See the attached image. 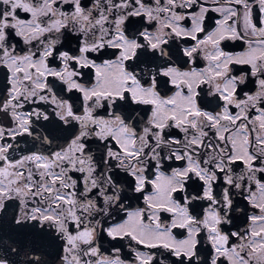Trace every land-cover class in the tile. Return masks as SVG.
<instances>
[{
  "label": "snow or ice",
  "instance_id": "1",
  "mask_svg": "<svg viewBox=\"0 0 264 264\" xmlns=\"http://www.w3.org/2000/svg\"><path fill=\"white\" fill-rule=\"evenodd\" d=\"M0 70V213L57 264H264V0H0ZM36 252L3 241L0 264Z\"/></svg>",
  "mask_w": 264,
  "mask_h": 264
},
{
  "label": "flooded vegetation",
  "instance_id": "2",
  "mask_svg": "<svg viewBox=\"0 0 264 264\" xmlns=\"http://www.w3.org/2000/svg\"><path fill=\"white\" fill-rule=\"evenodd\" d=\"M212 4V0H206V5L210 6ZM191 11H198L197 7H193V9H191ZM26 14H21L22 17H24ZM219 13H216L214 11H209V13L207 14V19L205 20V29L206 31H211L214 27H215V20L219 19ZM185 24H189L188 21H185ZM201 38L203 36V34H200ZM193 42L190 40H181L179 41L180 45L183 46H190ZM73 48L76 47V44L73 42V44L71 45ZM228 51H232V52H242L244 50H246V45L242 44V42H234L231 43L230 46L226 49ZM111 57H104V59H110ZM173 59L175 60L176 57H173ZM186 59V58H184ZM50 63H53L55 66H59V62L58 61H50ZM178 64H180L181 67H187L186 65H184L181 61H177ZM192 67H204V61L201 59H197V62L195 65H192ZM235 74V73H234ZM85 80L89 83H91L92 81L89 80V78H85ZM175 89H172L170 87L165 88L164 91H162V95H171L172 92H174ZM207 91V87L203 86V90L201 91V96L204 95V92ZM208 99H213L212 97H208ZM82 106V105H81ZM203 107V105H201ZM132 107H150V106H136L133 105ZM208 110H211V108H209ZM100 113H103V110H99ZM233 111H235V109H233ZM140 116L144 117V119H146L147 117L145 116V114L143 112L139 113ZM135 123V121H134ZM0 125H3L5 127L11 126V121L9 119V117L4 114V113H0ZM50 131H54V135L56 136V140L54 141V144L52 145V147H59L61 145H65L67 140L71 138L72 133L66 130H61V129H55L54 130V126L50 125L48 122H38L35 128V135L39 136L40 134H44L47 135ZM172 133H176L177 130L173 129L171 130ZM18 141L20 143V147L23 150V153L26 154L29 151H36V150H44L45 149V145L41 144L39 139H34L33 137H22V138H18ZM182 162H178L173 164V166H180ZM243 168L242 164H237L236 165V170L239 171L240 169ZM166 172H170L171 170L168 169L167 167H165L164 169ZM191 191V189H190ZM178 198H179V194H177ZM11 203V202H9ZM130 206L132 207H143V203L142 201H129L128 202ZM246 203V202H245ZM241 208L244 207V204L240 205ZM15 211H18V209H12V208H6V212L0 213V243H2L3 241H8L9 243H12L14 241H18V242H23L25 244H27L29 247H35L37 248V252L35 253L36 255H40L42 259H44L45 261H47V264H57L58 261V254H59V250L57 248V246L47 240H42L39 237L35 236L32 233H19L17 232L10 224L11 218L12 216L15 214ZM249 211H251V209H249ZM237 216H241L242 213L241 212H237L236 213ZM117 220L120 219L119 216L116 217ZM162 220L164 222H167L170 220V216L168 214H163L162 216ZM115 222V221H113ZM107 226V225H106ZM240 226L242 227L243 224L241 223ZM176 231V235L177 238H182L183 236V232L182 230H175ZM103 249L106 250H111V248L113 247V245L117 246V247H121L123 245V247L121 248V256L122 258H130V251L128 248V241H110L107 237L104 238L103 240ZM135 246V245H133ZM141 250H145V249H141ZM163 251V250H160ZM128 255H125V254ZM14 259L17 260V264H19V257H14Z\"/></svg>",
  "mask_w": 264,
  "mask_h": 264
},
{
  "label": "water",
  "instance_id": "3",
  "mask_svg": "<svg viewBox=\"0 0 264 264\" xmlns=\"http://www.w3.org/2000/svg\"><path fill=\"white\" fill-rule=\"evenodd\" d=\"M0 71H2V70H0ZM0 95H2V93H0Z\"/></svg>",
  "mask_w": 264,
  "mask_h": 264
}]
</instances>
